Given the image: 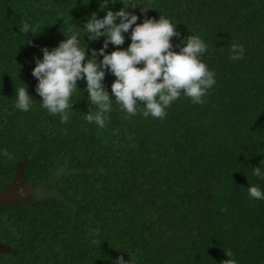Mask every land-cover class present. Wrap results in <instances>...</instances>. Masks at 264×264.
Returning <instances> with one entry per match:
<instances>
[{
    "label": "trees",
    "instance_id": "obj_1",
    "mask_svg": "<svg viewBox=\"0 0 264 264\" xmlns=\"http://www.w3.org/2000/svg\"><path fill=\"white\" fill-rule=\"evenodd\" d=\"M105 2L0 0V191L20 167L31 187L0 207V264H116L120 256L128 264H220L227 249L238 264H264V200L248 194L249 186L264 191V178L253 175L254 167L264 173V0H109L101 9ZM128 4L137 23L160 15L175 23L174 51L189 35L205 41L200 58L216 74L206 102L182 93L164 119L144 117L139 104L130 116L106 70V126L86 120L98 109L84 79L61 123L35 90L42 48L75 31L87 52L99 50L106 38L89 40L84 23ZM130 32L105 52L126 49ZM233 42L244 45L242 60L229 58ZM23 84L33 98L26 112L14 106ZM51 176L64 200L32 199Z\"/></svg>",
    "mask_w": 264,
    "mask_h": 264
},
{
    "label": "clouds",
    "instance_id": "obj_2",
    "mask_svg": "<svg viewBox=\"0 0 264 264\" xmlns=\"http://www.w3.org/2000/svg\"><path fill=\"white\" fill-rule=\"evenodd\" d=\"M108 2L106 0L101 9L106 8ZM111 2L115 3V0ZM128 7L136 5H123L117 11L109 9L103 18H97L92 13L84 23L89 40L101 36L106 38L99 50L87 52L85 44H81L79 33L75 31L61 41L58 47L51 50L42 48L43 58L36 59L32 69V75L38 81L35 90L42 98V107L51 115H59L61 123H68L72 97L78 90L77 81L84 79L88 99L98 109L94 114L89 113L86 120L89 123L95 122L101 128L106 126L105 114L112 110V98L103 84L106 70L115 76L111 92L116 103L130 116L137 115L139 104L143 105L139 111L144 117L164 119L166 109L182 93L193 104L206 102L204 97L215 85L216 74L200 58L208 48L205 41L189 35L184 38L186 43L181 44L179 51H174L172 38L180 36L175 23L163 15L158 19L145 17L141 23H137V15L127 11ZM148 7H141V11L146 12ZM130 29L131 42L126 49L117 47L111 52H105L109 43L122 45L125 40L123 33ZM21 30L25 34L30 33L29 23L24 22ZM229 51V58L233 61L244 58L243 44L233 42ZM98 54L102 57L99 61L96 59ZM16 96L15 108L29 111L33 98L25 84L16 91ZM3 154L11 158L7 150ZM253 175L264 178L261 167H254ZM23 186L28 190L31 188L24 183ZM248 194L253 199L264 200V191L258 186H249ZM224 252L227 259L220 264H238L230 249ZM116 264H128V261L120 256Z\"/></svg>",
    "mask_w": 264,
    "mask_h": 264
},
{
    "label": "water",
    "instance_id": "obj_3",
    "mask_svg": "<svg viewBox=\"0 0 264 264\" xmlns=\"http://www.w3.org/2000/svg\"><path fill=\"white\" fill-rule=\"evenodd\" d=\"M22 179H23V175H22V169L20 167L16 169V173L12 180V183L0 191V207L6 203L15 204L20 199L26 196L25 195L27 193L26 191H28L27 188L25 190L24 195L20 193V187H24Z\"/></svg>",
    "mask_w": 264,
    "mask_h": 264
},
{
    "label": "rangeland",
    "instance_id": "obj_4",
    "mask_svg": "<svg viewBox=\"0 0 264 264\" xmlns=\"http://www.w3.org/2000/svg\"><path fill=\"white\" fill-rule=\"evenodd\" d=\"M50 180H53L52 176L46 179L40 185V187L37 186L38 187L37 191H35L33 194L32 193L30 194L31 198L37 199L39 201H43L44 198L51 197L53 199L63 201L64 198L59 195L57 188L53 187L54 184ZM25 190H26V187H22L21 193H25Z\"/></svg>",
    "mask_w": 264,
    "mask_h": 264
}]
</instances>
